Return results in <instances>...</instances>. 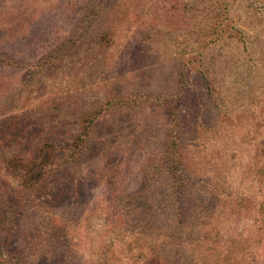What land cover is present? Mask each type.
<instances>
[{"label": "rangeland", "instance_id": "1", "mask_svg": "<svg viewBox=\"0 0 264 264\" xmlns=\"http://www.w3.org/2000/svg\"><path fill=\"white\" fill-rule=\"evenodd\" d=\"M209 1L104 0V9L110 11L97 26H110L108 32L119 44L107 59L114 68L110 74L123 62L119 48L134 40L140 27L166 32L164 56L156 57L144 76L135 72V79L141 74L144 89L163 96L169 80L179 78L186 90L179 108L201 113L203 121L214 120L212 125L222 130L228 147L225 158L221 155L215 161L219 190L214 203L204 202L201 208V201L195 200L190 212L189 201L196 196H181L172 209L154 211L166 188L157 183L141 190L140 163L144 151L158 140L161 120L151 109L115 117L114 123L104 118L96 127L100 137L88 152L91 155L77 171L69 178L70 173L59 170L46 183L57 192L52 204L53 223L59 228V240L51 250L54 264H90L96 256L109 264H143L152 253H159L167 264H264V185L258 186L254 171L264 164V154L255 151L264 146V0H211L214 5L208 9L213 11L205 23L214 25L217 36L198 47L207 37L201 36L202 13L192 9V3L204 10ZM82 4L83 0H0L1 150L20 152L42 135L51 138L54 129L48 127L54 122L66 129L68 113L90 99L88 87L76 88L79 80L89 83L77 58L84 48L74 50L73 59L48 57L57 38L73 30L82 16ZM197 53L201 60L195 67L201 74L189 65ZM202 75L210 81L208 93ZM100 78H92L93 85H100ZM190 98L200 101L203 109ZM142 126L148 128L149 140L142 136ZM211 143L205 154L215 151ZM20 182L0 176V188L10 193L21 190ZM235 194L245 196L246 204L229 201ZM35 203L36 210L46 211L43 202ZM151 213L155 217L149 220ZM147 222L148 227L141 226Z\"/></svg>", "mask_w": 264, "mask_h": 264}, {"label": "trees", "instance_id": "2", "mask_svg": "<svg viewBox=\"0 0 264 264\" xmlns=\"http://www.w3.org/2000/svg\"><path fill=\"white\" fill-rule=\"evenodd\" d=\"M103 1L83 0L82 16L75 20L77 22L73 30L66 36L58 37L48 52L51 61L53 59L62 61V59H73L74 50L84 48L85 53L77 57L78 64L85 67L84 71L90 78L89 83L79 80L76 88L84 90L89 88L92 91L90 99L82 102V106L68 113L70 126L66 129L57 128L56 123L53 122L50 128L48 127L49 130L54 129L51 138L42 135L33 147L20 152L0 149V176L6 180L9 178L13 181H17V179L21 181L20 191L10 193L5 188H0V264L56 263L57 260L53 255L55 253H51V250L54 246L53 242L59 240L57 236L59 228L53 223L52 210L57 192L53 187H48L46 183L48 180L52 181L59 170L68 173L77 171L76 168L79 167L80 162L91 155L88 152L93 147L94 141L100 137H96V127L104 118L114 123L115 117L151 109L153 110L151 113L161 120L159 124L161 126L158 129L160 131L156 134L158 140L144 151L140 163L141 190L144 187L156 186L157 183H161L166 188L161 200L155 203V207L153 206L154 211L172 209L175 201L181 196L187 197V199L196 196L193 199L189 198L191 199L188 204L189 211L190 207L196 205L195 200L201 201L198 202L201 203V208L205 203H214V197L219 190V185L214 179L216 178L215 173L218 174L215 161L219 160L221 155L222 158H225L228 147L223 144L226 138H224L222 130L212 125L214 120L203 121L201 113L197 114L195 111L189 114L179 108L186 93L185 88H181L184 83L182 84L179 78L175 77L176 83L173 78L169 80L170 85L162 88L163 96L155 95L144 89V84L141 83V74L144 76L147 71L151 70L152 61H155L156 57H163V53H165L163 36L166 32L159 31L155 26L140 27L134 40L125 41L122 48H119L123 52L119 53L123 62L118 65L114 74H110L114 68L107 59H110L112 51L119 44L116 40L113 41L112 33L108 32L110 26L103 28L97 26L101 17L110 11L104 9ZM196 2L192 3V9H197V12L202 13L203 27L200 26V29L204 32H201V36L207 37H200L201 42L198 47H202V45L213 41L214 36H217L214 34L213 24L206 26L211 18L208 14L213 11V8L210 10L208 8L210 5H214V2L210 0L204 10H199V6L195 5ZM167 6L169 9L173 8L170 4ZM223 8L220 11L223 12ZM186 9L184 8V10ZM91 29L95 31L93 36L89 34ZM86 35L90 36L87 42L84 41ZM198 56L197 53L190 57L191 69L200 65L201 59L198 60ZM39 64L38 61L35 62V65ZM138 71H141V74L136 80L134 73ZM196 71L201 74L200 68L199 70L196 68ZM125 75L129 76L128 84ZM100 76H103L100 78L102 85H93L92 78L97 79ZM202 78L204 82L202 86L206 89L205 93H208L210 81L203 75ZM191 103L200 108L204 106L200 101L195 102L193 99H191ZM205 108L212 113L208 106ZM148 133V128L143 127L142 136L148 139ZM103 138L105 137L103 136ZM210 143L215 146V151L205 154L204 150L209 149ZM143 144V141L141 144L137 143L135 149L139 151ZM104 150V147L100 148L99 154ZM258 150L259 153L264 154V146L255 151ZM253 157L254 155H252ZM257 167V170H254L257 173L255 181L258 186H261L264 185V164ZM71 173L68 174L69 178ZM33 200L43 202L46 211L39 208L41 212L36 210V203L34 205ZM144 200L147 199L144 198ZM229 201H234L235 204H246L245 201L248 200L245 196L235 194L230 197ZM152 216L155 217L153 213L148 216L149 220H152ZM104 219L110 220V216L104 215ZM110 221L114 223L113 220ZM141 226L148 227V222ZM118 230L114 234H117ZM75 242L78 240L76 239ZM90 261V264H109L107 259L102 256H96ZM143 264L167 263L159 253H152L144 259Z\"/></svg>", "mask_w": 264, "mask_h": 264}]
</instances>
